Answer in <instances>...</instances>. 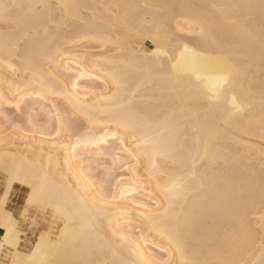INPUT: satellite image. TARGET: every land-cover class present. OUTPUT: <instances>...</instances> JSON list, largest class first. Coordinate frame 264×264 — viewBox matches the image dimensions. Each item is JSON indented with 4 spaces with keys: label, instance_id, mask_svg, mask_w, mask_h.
Here are the masks:
<instances>
[{
    "label": "snow or ice",
    "instance_id": "1",
    "mask_svg": "<svg viewBox=\"0 0 264 264\" xmlns=\"http://www.w3.org/2000/svg\"><path fill=\"white\" fill-rule=\"evenodd\" d=\"M0 65V264H264V0H0Z\"/></svg>",
    "mask_w": 264,
    "mask_h": 264
},
{
    "label": "bare ground",
    "instance_id": "2",
    "mask_svg": "<svg viewBox=\"0 0 264 264\" xmlns=\"http://www.w3.org/2000/svg\"><path fill=\"white\" fill-rule=\"evenodd\" d=\"M14 2L20 3H38V2H51V3H80L88 5H103L114 3H154L158 0H14ZM169 2H190V0H169ZM196 3H258V0H193ZM103 11V10H101ZM90 15V13H89ZM150 20V17H149ZM145 31H147V25H144ZM145 40H137L133 35L128 41L127 57L139 58L141 61L149 62L151 53L153 51L152 46H145ZM151 43V40L148 39ZM74 67V65H73ZM6 69L0 65V76L4 74ZM103 85H101V88ZM99 91V89H97ZM245 128H248L247 121L242 122V125H230L227 130L224 126H221L220 138V153L222 158H227L229 167L238 166L237 172L247 169L249 165L257 170L260 169L261 161L264 157L261 156V146H264V140L260 139V126H259V108L257 105L256 116L253 124L248 128L247 134H245ZM143 173V169H141ZM154 187V185H153ZM147 199L146 190L139 193V200L137 202H143ZM149 203H151L149 201ZM135 206V205H133ZM179 211V208L177 209ZM147 211V209H145ZM159 239V237H157Z\"/></svg>",
    "mask_w": 264,
    "mask_h": 264
},
{
    "label": "rangeland",
    "instance_id": "3",
    "mask_svg": "<svg viewBox=\"0 0 264 264\" xmlns=\"http://www.w3.org/2000/svg\"><path fill=\"white\" fill-rule=\"evenodd\" d=\"M144 45L147 46V47H149V46H151V43H150L149 41H146V40H145V41H144Z\"/></svg>",
    "mask_w": 264,
    "mask_h": 264
}]
</instances>
